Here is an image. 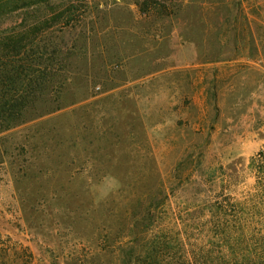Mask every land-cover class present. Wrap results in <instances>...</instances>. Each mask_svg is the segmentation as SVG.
I'll return each instance as SVG.
<instances>
[{
    "label": "rangeland",
    "instance_id": "374dc122",
    "mask_svg": "<svg viewBox=\"0 0 264 264\" xmlns=\"http://www.w3.org/2000/svg\"><path fill=\"white\" fill-rule=\"evenodd\" d=\"M45 18L49 88L34 117L0 133V237L34 264H113L153 201L152 234L177 253L187 215L227 175L233 197L255 185L264 0H48L0 33Z\"/></svg>",
    "mask_w": 264,
    "mask_h": 264
},
{
    "label": "trees",
    "instance_id": "16d2710c",
    "mask_svg": "<svg viewBox=\"0 0 264 264\" xmlns=\"http://www.w3.org/2000/svg\"><path fill=\"white\" fill-rule=\"evenodd\" d=\"M47 1L0 0V21L18 10L45 5ZM63 16L62 11L56 20ZM51 22L45 18L20 29L23 20L0 33V133L34 117L37 101L49 88L52 75L46 64L44 37ZM249 169L255 185L242 197H233L229 186L232 177L227 175L229 184L221 188L215 201L200 203L198 215L192 220L191 214L187 215V224H182L179 234L178 256L169 235L152 234L153 210L158 206L149 201L147 212L130 218L134 222L133 243L127 251L118 246L119 254L113 264H264V150L250 159ZM191 237L199 243L190 244ZM87 261L86 254H75L70 259L71 264ZM0 264H34V257L27 247L0 237Z\"/></svg>",
    "mask_w": 264,
    "mask_h": 264
}]
</instances>
